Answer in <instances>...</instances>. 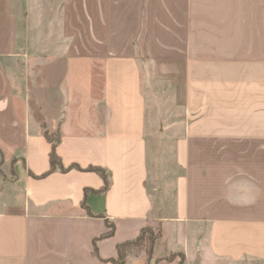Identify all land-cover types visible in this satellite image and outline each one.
<instances>
[{
	"label": "crops",
	"instance_id": "1",
	"mask_svg": "<svg viewBox=\"0 0 264 264\" xmlns=\"http://www.w3.org/2000/svg\"><path fill=\"white\" fill-rule=\"evenodd\" d=\"M144 229L126 264H264V0H0V264Z\"/></svg>",
	"mask_w": 264,
	"mask_h": 264
},
{
	"label": "trees",
	"instance_id": "2",
	"mask_svg": "<svg viewBox=\"0 0 264 264\" xmlns=\"http://www.w3.org/2000/svg\"><path fill=\"white\" fill-rule=\"evenodd\" d=\"M53 134H50L48 131L45 132V137L46 139L51 143L52 145V152L50 154V164H51V170L43 175V176H33L34 178L36 179H43L45 178L46 176H48L50 173L54 172L55 170L59 169L60 171L62 172H66L70 169H64V167L62 166L61 164V161L60 159L58 158V156L56 155V146H57V143L59 142V133H55L54 135L56 136V139H54V137L52 136ZM88 171H93V172H96L98 173L104 180L105 182V187H104V191H107L109 189V186H110V182H109V178H108V175L107 173L104 171V170H101V169H96V168H89ZM149 231H152L151 229H144L142 230L140 236L132 241V242H127L125 244H122L118 247V257L117 259H114L112 260V262L116 263V264H126V261H125V257H126V253H127V248L129 247H132V246H138V245H141L142 241L144 240V237H145V234ZM157 231V235L155 238H153L152 242L156 241L159 237H160V230H156ZM112 234V231L107 235H111ZM175 259L174 256H172L169 260H173ZM179 264H185V258L184 256H182L179 260Z\"/></svg>",
	"mask_w": 264,
	"mask_h": 264
},
{
	"label": "rangeland",
	"instance_id": "3",
	"mask_svg": "<svg viewBox=\"0 0 264 264\" xmlns=\"http://www.w3.org/2000/svg\"><path fill=\"white\" fill-rule=\"evenodd\" d=\"M27 67H28V71H27L28 74H34V70L36 69V66L29 65ZM164 101H165V103L167 102V100H164ZM162 103L163 102L158 103V106H157L158 110L156 111V119L160 120V122H162V123L163 122L167 123V121H169L168 119H170V117L172 116V113L163 112V108H165L164 111H167V110H171L172 106L169 105L168 103L167 104H162ZM161 131H164V130L161 129ZM49 133L53 134L52 136L54 137V139H56V136L54 135L55 132H49ZM156 235H157L156 230L149 231L145 234L144 240L142 241L141 245H138V246L135 245V246L127 248L125 261H127V259L129 258L130 255H132L133 257H135L137 259L144 257V259L146 258L148 260L149 258H151L152 257V248H153V245L155 243V241L152 242V240H153V238L156 237ZM172 256H174L175 259L170 260V261L177 260L178 263H179L180 258L182 257V255H180V254H174ZM170 258H168V260Z\"/></svg>",
	"mask_w": 264,
	"mask_h": 264
}]
</instances>
